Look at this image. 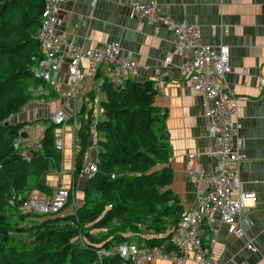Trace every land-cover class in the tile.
I'll list each match as a JSON object with an SVG mask.
<instances>
[{
    "label": "crops",
    "instance_id": "1",
    "mask_svg": "<svg viewBox=\"0 0 264 264\" xmlns=\"http://www.w3.org/2000/svg\"><path fill=\"white\" fill-rule=\"evenodd\" d=\"M156 3L159 16L175 24L196 26L205 44L227 50L230 71L225 78L238 98L240 188L253 192L255 198L246 202L241 214L243 235H237L234 226L220 222L215 215L209 225L200 226L202 244L215 264H264V92L259 85L264 77V0H156ZM59 17L63 20L57 31L68 44L93 48L116 43L121 55L137 61L136 70L127 75L126 81L153 84L154 105L165 115L163 131L170 154L168 166L173 172L169 188L178 197L183 212L194 209L196 190L188 169L192 166L206 174L215 172L216 161L204 154L214 144V132L204 116L201 92L192 87L180 70L186 58L174 53L173 31L163 24L154 28L150 23L139 22L125 0H68L59 9ZM165 58L170 59L169 64H164ZM68 64L65 52H59L51 61L34 64L30 99L9 118L11 124L28 125L25 126L28 139L39 143L44 129L52 125L50 114L67 102L72 92ZM88 67V60L82 59L79 69L83 79L74 94L70 110L73 115L65 125L61 164L46 177L50 190L55 186L54 178L59 183L64 181L55 177L57 174L62 176L71 169L73 175L79 128L89 127L91 131L97 120L103 118L100 104L106 98L104 87L111 72L102 66L91 77L87 75ZM244 70L246 75L242 74ZM77 178L82 193L84 178ZM71 189L74 191V185ZM37 193L33 191L32 196L47 197ZM81 201L82 198L78 205ZM75 210L72 205L62 215L73 214ZM212 239L215 242L210 245ZM162 252L160 255L157 251V257L147 264H196L192 253L180 262L176 250Z\"/></svg>",
    "mask_w": 264,
    "mask_h": 264
},
{
    "label": "trees",
    "instance_id": "2",
    "mask_svg": "<svg viewBox=\"0 0 264 264\" xmlns=\"http://www.w3.org/2000/svg\"><path fill=\"white\" fill-rule=\"evenodd\" d=\"M47 1L0 0V264H123L133 262L136 251L177 252L172 230L183 211L169 188L173 172L163 131L165 115L154 105L156 91L151 82L125 81L119 89L105 85L106 98L100 104L103 118L94 125L96 171L88 178L81 171L91 131L79 128L73 175L84 178V188L73 214L20 212L33 191L52 194L46 177L59 168L62 158L56 149L55 126L48 124L44 129L38 150L25 151L14 148V143L28 137L27 124L9 123L10 116L30 99L34 64L44 60L36 35ZM106 204L110 205L102 213ZM15 213L21 220H35L28 228L13 230L9 221ZM124 217L143 222L147 230L142 235L146 232L147 237L131 243L134 235L121 240L108 230L104 237H114L106 240L86 231V225L108 229L115 219L123 227ZM102 241V246L94 245ZM114 248L133 253L125 260L118 256L121 251L108 253ZM101 250L107 254L100 258Z\"/></svg>",
    "mask_w": 264,
    "mask_h": 264
},
{
    "label": "built area",
    "instance_id": "3",
    "mask_svg": "<svg viewBox=\"0 0 264 264\" xmlns=\"http://www.w3.org/2000/svg\"><path fill=\"white\" fill-rule=\"evenodd\" d=\"M68 0H48L45 17L42 21L36 38L45 61H51L59 52H65L69 60L68 77L69 87L72 90L67 102L58 106L49 116L53 126L58 130L56 149L61 151L65 134V125L73 115L72 102L75 100L76 89L81 86L83 75L79 69L80 61L87 59L89 63L88 76H95L100 67L110 69L108 83L113 89L121 88L129 73L136 70L138 63L129 56L120 54L116 43L99 44L93 48H82L68 44L64 35L58 33L59 4ZM96 2L97 0H91ZM132 10L134 17L145 20L154 28L160 24L170 27L174 33L173 50L182 59L180 66L184 78L194 89L202 94V108L204 116L213 126L214 144L204 151V154L216 161V170L213 174H206L202 170L189 167L190 182L196 190V207L185 211L173 227V241L177 248L178 259L184 262L188 254L192 253L196 264H215L212 256L202 244L200 226L208 225L215 215L220 222L234 226L237 235H243L241 214L246 202L254 200L253 192L239 190V164L242 157L239 145L235 141L238 134V98L226 81L225 75L230 71L228 52L223 47H213L202 41L198 27L188 24H175L168 18L158 14L156 0H125ZM170 59L165 58L164 64ZM51 81L50 85L53 86ZM264 88V78L261 80ZM264 92V91H263ZM69 105V107H68ZM76 125L73 127L75 129ZM76 129L74 130L75 134ZM90 146L82 156V174L90 177L96 171L97 140L98 136L93 128L90 133ZM39 143L28 138L17 139L14 148L25 151H36ZM94 154V157L91 154ZM189 161H192L189 159ZM70 186H59L47 197L30 196L20 207L23 214L35 213L38 215L59 214L70 199ZM215 240L210 241V245ZM251 248V245H249ZM106 252H98L99 257L106 256ZM133 262L123 264L151 263L157 257V251L151 253L136 251ZM161 255V252H159ZM126 260L127 257L125 256Z\"/></svg>",
    "mask_w": 264,
    "mask_h": 264
},
{
    "label": "rangeland",
    "instance_id": "4",
    "mask_svg": "<svg viewBox=\"0 0 264 264\" xmlns=\"http://www.w3.org/2000/svg\"><path fill=\"white\" fill-rule=\"evenodd\" d=\"M246 75V74H244ZM260 85V83H259ZM261 88V86H260ZM262 89V88H261ZM263 91V90H262ZM60 170V169H59ZM58 170V172L60 173V171ZM70 170H67L68 173H64L62 174V176H60L59 174H57V177L58 179L60 178H63L64 181L62 183H59V180L56 182L55 178L53 180V182H55V186L53 187V190H55L56 188H58L59 186H70L72 187L74 185V191H72V194L70 193V199L68 200V205L65 206V208L63 209L62 208V213L61 215L63 214L64 211H68L69 209L71 210V206L73 205L74 207H76V209L78 208V201L79 199L83 198V193H80V187H77V184H78V180L79 178H75V176H73L72 174H70ZM52 190V191H53ZM36 195V194H35ZM38 195V193H37ZM38 197H42V196H38ZM110 204H106L104 206V210L102 211V213H104L106 211V209H108L107 207L109 206ZM132 206H130L131 208ZM134 208V206H133ZM68 209V210H67ZM11 212V208L9 209V213ZM16 214V213H15ZM13 214V216L10 218V227L13 229V230H16L18 229L19 227H26L28 228L30 226V222L31 220H33L32 217L30 218H24L23 220L19 219L20 217L17 216V214L15 215ZM31 214V213H30ZM125 220L122 221V224H123V227L121 226V224L119 225V223L121 222L120 219L117 220L115 219L114 221V224L112 227H109L108 229L107 228H100V229H96V228H90L88 225H86V231H89L90 230V233L91 234H94V235H97L98 237L100 236H103L104 237V234L108 232V230H111L110 232H112V235H117L116 237H119L121 240H124V238L127 240H130V236L131 235H134L136 238H132L131 243H135V241L139 240V239H142L144 238V235H142V233L144 231H146V227L143 224V222L141 221H138V222H133L131 221L128 217H124ZM134 226H137L136 229H132V227ZM119 227H122V228H119ZM121 230V231H120ZM156 233V232H155ZM160 233V232H158ZM114 236H110L108 238L104 237V239L106 240H109V239H112ZM147 237V235L145 236ZM19 240L18 237H16L15 241ZM82 240H84L82 238ZM103 244V241L100 242V243H95L94 245H97V246H102ZM132 245H130L131 247ZM115 247V246H114ZM117 247V246H116ZM114 250V251H113ZM117 250V252H116ZM121 251V255H118L117 253ZM155 251V250H154ZM109 254H114V255H118L120 258H124L125 256L128 257L129 255H131L133 253V251H129V250H126V249H123V248H120V249H112V252H108Z\"/></svg>",
    "mask_w": 264,
    "mask_h": 264
},
{
    "label": "bare ground",
    "instance_id": "5",
    "mask_svg": "<svg viewBox=\"0 0 264 264\" xmlns=\"http://www.w3.org/2000/svg\"><path fill=\"white\" fill-rule=\"evenodd\" d=\"M141 21H145V20H141ZM140 22V21H139ZM145 22H147V21H145ZM148 23V22H147ZM242 74L244 75V74H247V71H243L242 72ZM264 78V77H263ZM263 78H260V81H259V83H260V86H261V88H262V90L264 91V88H263V86L261 85V80L263 79ZM211 124V123H210ZM162 125V124H161ZM211 127H212V131H213V126L211 125ZM235 141H237V143H238V145H239V153H240V141H239V139H238V134H236L235 135V139H234ZM241 155V154H240ZM241 157H242V155H241ZM239 190H241V191H243L241 188H240V179H239ZM243 192H246V191H243ZM31 214H35V213H31Z\"/></svg>",
    "mask_w": 264,
    "mask_h": 264
},
{
    "label": "water",
    "instance_id": "6",
    "mask_svg": "<svg viewBox=\"0 0 264 264\" xmlns=\"http://www.w3.org/2000/svg\"><path fill=\"white\" fill-rule=\"evenodd\" d=\"M62 7H64V4H59L58 8L61 9ZM63 20V17H59V22ZM7 124V122H6Z\"/></svg>",
    "mask_w": 264,
    "mask_h": 264
}]
</instances>
